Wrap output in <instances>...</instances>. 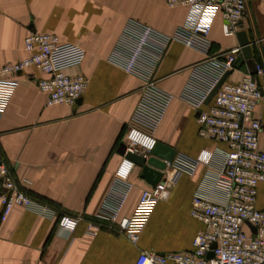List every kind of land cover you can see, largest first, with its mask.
I'll return each mask as SVG.
<instances>
[{"label": "crops", "instance_id": "1", "mask_svg": "<svg viewBox=\"0 0 264 264\" xmlns=\"http://www.w3.org/2000/svg\"><path fill=\"white\" fill-rule=\"evenodd\" d=\"M189 14L188 6H170L168 0H0V68L29 56L25 38L30 32H49L60 38L54 56L58 65L88 79L82 102L69 106L48 103L49 95L36 81L45 74L37 69L16 76L13 97L0 112V156L35 203L16 206L0 220V264H134L144 250L164 254L193 248L194 237L204 228L191 215L193 198H220L213 183L227 150L226 143L200 136L198 113L181 98L192 66L206 56L177 41L168 48L156 76L175 98L155 135L176 154L198 157L209 150L215 157L193 175L165 170L170 198L158 202L137 242L119 222L133 214L150 184L142 178V168L117 149L143 82L110 60L128 20L172 34ZM222 21L217 13L210 34L214 53L240 46L238 36L223 34ZM242 30L264 70V0H247ZM247 72L245 61L230 79L239 81ZM260 84L263 98L255 113L263 123L264 149V73ZM119 177L132 188L115 220L106 206ZM257 207L264 210V182L258 186ZM62 214L79 217L73 232L59 228Z\"/></svg>", "mask_w": 264, "mask_h": 264}, {"label": "built area", "instance_id": "2", "mask_svg": "<svg viewBox=\"0 0 264 264\" xmlns=\"http://www.w3.org/2000/svg\"><path fill=\"white\" fill-rule=\"evenodd\" d=\"M168 4L188 6L189 17L194 19L188 18L172 34L130 19L110 55L112 63L143 82L139 101L123 134L126 152L148 159L157 144L156 131L175 95L158 85L156 74L168 48L176 41L206 56L192 66L181 98L197 111L200 136L226 143L227 150L213 183L220 198L201 194L193 198L191 215L204 224L193 239V248L164 254L144 250L134 264H142L145 259L151 264H264V210L257 207L258 186L264 182V149L260 147L263 123L255 113L263 98L260 78L264 70L255 62L254 73L247 72L241 80L232 81L230 76L236 70L235 62L242 54V47L214 53L210 39L217 13L222 16L225 36H237L242 31L247 0H168ZM195 8L200 11L194 13ZM208 8L212 9L210 22L201 26L200 21ZM59 43V36L49 32L28 34L25 49L29 56L0 68V86L9 82L16 85L8 97L0 87V112L7 108L17 88L16 76L31 67L45 74L36 81L38 87L49 95V104H77L88 79L83 74H68L58 65L54 56ZM227 72L231 74L207 103L209 95ZM133 130L138 135L130 138ZM214 157L209 150L202 151L198 157L178 153L172 162H168L167 169L172 167L193 175L200 164H210ZM164 176L156 185H149L142 191L133 214L119 222L120 229L133 242L138 241L139 233L158 202L170 198L168 178ZM131 188L132 184L127 180L120 177L116 180L107 200L109 217L117 220ZM0 203L2 221L14 207H31L35 203L17 184L1 156ZM78 223L79 217L70 214H62L58 220L59 228L67 232H73ZM209 253L213 256L208 257Z\"/></svg>", "mask_w": 264, "mask_h": 264}, {"label": "water", "instance_id": "3", "mask_svg": "<svg viewBox=\"0 0 264 264\" xmlns=\"http://www.w3.org/2000/svg\"><path fill=\"white\" fill-rule=\"evenodd\" d=\"M238 38L240 41V46L242 47V54L239 55L235 62V68L240 69L242 65L245 63L248 64L250 72H255V60H254V54L253 49L251 45V41L248 37V34L246 31L242 30L238 33ZM231 72H227L223 78L220 80V82L217 84V86L214 88V90L211 92L207 99V103H209L220 86L223 84V82L229 77ZM82 102V99L78 100V104ZM118 153L121 155L126 156L127 159L135 162L138 166L142 168V178H144L150 185H156L159 181L162 180L164 176V171L168 167V162H172L173 159L176 156V150L160 141H157L156 146L152 150L151 156L146 159L142 155L126 152V144L124 142H120L117 149ZM255 231V229L253 228ZM215 247V245H214ZM213 253H209L208 257H212Z\"/></svg>", "mask_w": 264, "mask_h": 264}, {"label": "clouds", "instance_id": "4", "mask_svg": "<svg viewBox=\"0 0 264 264\" xmlns=\"http://www.w3.org/2000/svg\"><path fill=\"white\" fill-rule=\"evenodd\" d=\"M200 11V9L199 8H195V9H193V12L194 13H198ZM211 14H212V9L211 8H208L205 12H204V18L200 21V25L201 26H203V25H205V24H208L210 21H209V17L211 16ZM194 19V17L193 16H190L189 17V20H193ZM15 84L14 83H11V82H9V83H6V84H4V85H2V86H0V87H2L3 88V93H4V96L5 97H8V96H10L11 95V93H12V91L14 90V88H15ZM138 135V133L135 131V130H133L130 134H129V137L130 138H134L135 136H137ZM148 147H151V145H147ZM203 155H208L207 153H204ZM129 167H130V165H129ZM142 264H151V261L150 260H148V259H145L144 261H142Z\"/></svg>", "mask_w": 264, "mask_h": 264}]
</instances>
